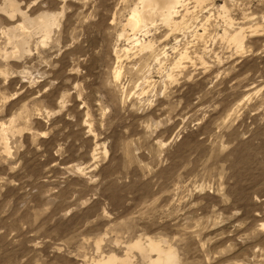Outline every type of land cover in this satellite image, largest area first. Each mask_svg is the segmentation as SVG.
Wrapping results in <instances>:
<instances>
[{
    "label": "rangeland",
    "instance_id": "1",
    "mask_svg": "<svg viewBox=\"0 0 264 264\" xmlns=\"http://www.w3.org/2000/svg\"><path fill=\"white\" fill-rule=\"evenodd\" d=\"M15 1L59 22L0 57V264H150L128 247L149 240L178 264H264V0L190 3L128 54L138 0Z\"/></svg>",
    "mask_w": 264,
    "mask_h": 264
},
{
    "label": "bare ground",
    "instance_id": "2",
    "mask_svg": "<svg viewBox=\"0 0 264 264\" xmlns=\"http://www.w3.org/2000/svg\"><path fill=\"white\" fill-rule=\"evenodd\" d=\"M209 1L210 0H138L129 15L127 23L123 25L122 33L119 36L120 40H126L128 46L131 47V49H124L123 52L128 54L130 50L136 48L147 52L152 51L155 46L154 40L147 41V39L152 37L153 30L157 31L159 27H164L170 33L176 34L188 23L189 19L187 18L191 13L189 4H196L192 7L195 10L197 8H202L203 5ZM0 11L4 14L6 13L10 20H14L16 17L20 19L17 24L3 32L7 40L8 48L0 52V57L2 56L6 62L9 60L22 61V57L25 54L28 55L30 52L29 44L32 43H30V41L34 36L38 35L40 43L47 45V41L49 40V36H51L54 26H58L59 22L58 16L54 15V13H44L36 18H31L26 12L21 10L15 0H5L0 5ZM221 11L223 15L227 14L229 16L226 6H223ZM227 19L229 18L227 17ZM229 20L232 21V19ZM245 30V28L240 27L233 34L229 35L225 32L224 36H226L230 44L232 43L236 46L237 51H241L244 47ZM34 38L36 39V37ZM185 60H189L187 51L178 56V62L175 67L178 68L181 66ZM172 69H174V67ZM119 74L120 73L117 72V78ZM170 78L174 79L173 76H170ZM128 247L131 250L132 248H136L141 253H145L147 252L146 250L150 249L149 251L151 254L148 256L150 264H178L176 253L173 250H164L160 244L152 240L148 241L147 246L141 241H135ZM151 255H154L155 259H153ZM119 262L120 260L118 257L112 255L104 257L93 264H119Z\"/></svg>",
    "mask_w": 264,
    "mask_h": 264
}]
</instances>
